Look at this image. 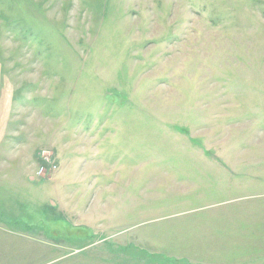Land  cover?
Returning a JSON list of instances; mask_svg holds the SVG:
<instances>
[{"label":"rangeland","instance_id":"374dc122","mask_svg":"<svg viewBox=\"0 0 264 264\" xmlns=\"http://www.w3.org/2000/svg\"><path fill=\"white\" fill-rule=\"evenodd\" d=\"M0 264H264V0H0Z\"/></svg>","mask_w":264,"mask_h":264},{"label":"built area","instance_id":"2783aa9c","mask_svg":"<svg viewBox=\"0 0 264 264\" xmlns=\"http://www.w3.org/2000/svg\"><path fill=\"white\" fill-rule=\"evenodd\" d=\"M44 154H46V152H44ZM44 171V166H42V168L40 169V172Z\"/></svg>","mask_w":264,"mask_h":264}]
</instances>
